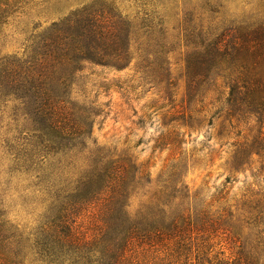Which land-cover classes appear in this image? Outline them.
I'll return each instance as SVG.
<instances>
[{"label":"rangeland","instance_id":"374dc122","mask_svg":"<svg viewBox=\"0 0 264 264\" xmlns=\"http://www.w3.org/2000/svg\"><path fill=\"white\" fill-rule=\"evenodd\" d=\"M0 1V63L6 56L22 54L33 37L94 2ZM115 1L130 18V56L119 70L82 64L71 101L79 109L102 113L92 129L95 144L77 156L78 169L68 170L62 181L54 177L56 182H70L85 171L89 155L98 151L128 155L144 164L150 183L128 202L130 216L174 174L184 193L198 194L213 206V213L225 210L229 240L218 259L230 262L242 256L255 262V256L264 264V159L252 148L249 154L240 148L264 135V125L248 113L228 116L229 89L222 67H207L212 42L219 36L228 42L226 33L242 19H260L264 0ZM86 44L102 61L88 34ZM193 64H202L196 75ZM25 114L20 103L0 89V218L27 242L23 254L30 264H43L32 258L31 245L53 218L54 206L41 184L29 173L18 172L31 161L30 155H22L29 148L26 132L32 127Z\"/></svg>","mask_w":264,"mask_h":264},{"label":"trees","instance_id":"16d2710c","mask_svg":"<svg viewBox=\"0 0 264 264\" xmlns=\"http://www.w3.org/2000/svg\"><path fill=\"white\" fill-rule=\"evenodd\" d=\"M129 21L117 1L94 0L89 9L33 37L22 54L0 63V89L20 103L32 123L26 132L29 148L22 154L30 155V165L18 172L41 184L54 206L53 218L32 241V258L43 264H258L255 256V262L242 256L218 259L229 240L225 210L213 213L198 194L184 193L174 174L134 217L126 210L128 202L150 183L144 164L128 155L93 153L85 171L61 182L68 170L78 169L77 156L95 144L92 129L102 113L79 109L71 101L72 87L85 62L117 70L127 65ZM87 34L102 61L90 52L91 44L83 45ZM225 37L228 42L220 36L212 42L207 67H222L228 116L248 113L264 125V13L258 20L242 19ZM201 65L193 64V75ZM240 148L243 154L252 148L264 159L263 133ZM2 221L0 264H30L23 254L27 242Z\"/></svg>","mask_w":264,"mask_h":264}]
</instances>
